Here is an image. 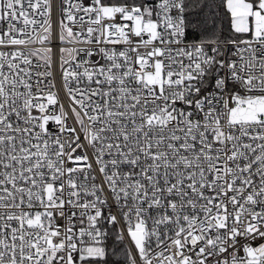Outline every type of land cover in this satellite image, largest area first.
<instances>
[{
    "label": "snow or ice",
    "instance_id": "6c2138e0",
    "mask_svg": "<svg viewBox=\"0 0 264 264\" xmlns=\"http://www.w3.org/2000/svg\"><path fill=\"white\" fill-rule=\"evenodd\" d=\"M110 234L264 264V0H0V264H107Z\"/></svg>",
    "mask_w": 264,
    "mask_h": 264
},
{
    "label": "trees",
    "instance_id": "16d2710c",
    "mask_svg": "<svg viewBox=\"0 0 264 264\" xmlns=\"http://www.w3.org/2000/svg\"><path fill=\"white\" fill-rule=\"evenodd\" d=\"M217 15H220L221 17H223L222 12L217 13ZM192 16H193L192 23L196 25V27L188 29V38L201 39L203 38L205 30L204 28L200 27L199 21L203 19L204 14L197 15L195 12H193ZM216 23L222 24L224 25L225 28H227V21L225 19L217 20ZM212 30L213 29L211 27V21H209L207 25V31L210 33ZM106 241H110L109 250L114 248L116 252L119 254L118 256H112L110 252L109 256L106 259L109 261L110 264H123L124 260L122 257V252H123V249L125 248V243H120L116 241L115 236L112 234H110L107 237Z\"/></svg>",
    "mask_w": 264,
    "mask_h": 264
},
{
    "label": "built area",
    "instance_id": "2783aa9c",
    "mask_svg": "<svg viewBox=\"0 0 264 264\" xmlns=\"http://www.w3.org/2000/svg\"><path fill=\"white\" fill-rule=\"evenodd\" d=\"M57 2H58V0H57ZM54 20H55V15H54ZM54 27H55V25H54ZM198 40H199V39H194V38H188V37H187V42L198 41ZM54 51H55V48H54ZM53 71H54V75L56 76V80H57V84H58V83H59V74H58V72L56 71L55 66H54V68H53ZM65 106L67 107V104H66ZM49 127H50V129L53 130V131L56 130L55 125L52 124V123H50ZM124 243L127 244L128 242L125 241ZM107 264H110L108 260H107ZM123 264H126V262L124 261Z\"/></svg>",
    "mask_w": 264,
    "mask_h": 264
},
{
    "label": "rangeland",
    "instance_id": "374dc122",
    "mask_svg": "<svg viewBox=\"0 0 264 264\" xmlns=\"http://www.w3.org/2000/svg\"><path fill=\"white\" fill-rule=\"evenodd\" d=\"M125 245H126V244H125ZM105 246H106V248L109 249V247H110V241H105Z\"/></svg>",
    "mask_w": 264,
    "mask_h": 264
}]
</instances>
